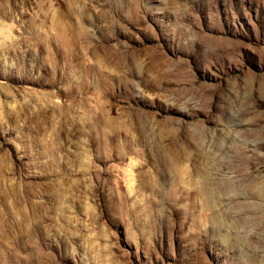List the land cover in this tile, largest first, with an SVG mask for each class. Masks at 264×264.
<instances>
[{"label": "rangeland", "instance_id": "1", "mask_svg": "<svg viewBox=\"0 0 264 264\" xmlns=\"http://www.w3.org/2000/svg\"><path fill=\"white\" fill-rule=\"evenodd\" d=\"M0 264H264V0H0Z\"/></svg>", "mask_w": 264, "mask_h": 264}]
</instances>
